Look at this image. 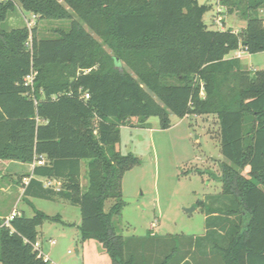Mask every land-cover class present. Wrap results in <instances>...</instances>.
<instances>
[{"label":"trees","instance_id":"16d2710c","mask_svg":"<svg viewBox=\"0 0 264 264\" xmlns=\"http://www.w3.org/2000/svg\"><path fill=\"white\" fill-rule=\"evenodd\" d=\"M222 5L239 7L245 30L210 28L211 6L197 0H0V164L43 157L22 183L25 200L78 206L82 241H98L112 264H264V70L227 58L264 52V0ZM18 10L70 28L50 38L6 29ZM171 114L217 117L222 192L201 203L202 236L124 237L122 183L140 161L117 150L121 127L156 117L168 129ZM34 213L0 221L1 264H47L38 228L62 220Z\"/></svg>","mask_w":264,"mask_h":264},{"label":"rangeland","instance_id":"374dc122","mask_svg":"<svg viewBox=\"0 0 264 264\" xmlns=\"http://www.w3.org/2000/svg\"><path fill=\"white\" fill-rule=\"evenodd\" d=\"M197 1L211 6L204 16L210 28L231 29L238 33L246 29L247 23L241 18L239 7L235 6L234 13H230L222 0ZM259 14L264 18V9ZM4 26L8 30L37 28L39 38L57 37L61 30L70 28L67 21H38L37 16L22 10L14 13ZM234 56L236 52L228 57ZM245 68L264 70V53L255 54L246 61ZM170 118L171 127L164 130L156 117L149 120L151 127H142L134 120L121 127L117 150L123 156L134 155L140 161L125 173L122 183L125 205L122 215L115 218V225L124 237L146 236L149 231L161 236H202L206 228L201 203H207L210 196L222 192L219 178L222 174L220 162L224 157L217 117L189 115L180 119L171 114ZM4 167L0 164V213L4 214L0 221L4 222L5 214L9 215L13 209L29 218L35 215L36 209L50 217L59 216L62 222L45 221L38 228V243L49 253L53 264H112L98 241H82V213L78 206L44 199L31 200L32 205L29 204L18 184L21 179L10 175V169L6 171ZM82 175V189L86 191L89 181L85 165ZM113 203L112 199L106 202V212ZM52 241L55 245L50 244Z\"/></svg>","mask_w":264,"mask_h":264},{"label":"crops","instance_id":"0c3cea01","mask_svg":"<svg viewBox=\"0 0 264 264\" xmlns=\"http://www.w3.org/2000/svg\"><path fill=\"white\" fill-rule=\"evenodd\" d=\"M235 32L238 33L237 31H235ZM257 54H260V53H257ZM228 56H227V58L228 59H231V57H228ZM253 56L254 55H250L247 52H245L244 50L240 49V50H237L236 51V56H234L232 58H236V57L240 58V60H242V63L244 65V67H245V62L248 61V60H250V58L252 59ZM255 70H253V71H255ZM33 168H34L33 165L24 164V163H20V162L10 163L8 165H5V167H4V169L6 171H9V169H10V172H11L10 175H14V177H19L21 179V182L18 183V184L21 187V193L22 194H23L22 183H25V184L28 183L29 179L27 178V175H29V174L32 173ZM22 179H24L23 182H22ZM47 184H49V183H47ZM56 186H58V184H56ZM1 190H3V189H1ZM14 210L15 209L11 210L10 213H9V215L8 214L7 215L5 214L4 220L6 218H8ZM3 215H4L3 213H0V216H3ZM41 250H42V248H41ZM43 254H45V255L47 254L46 256L49 255V253H46L44 250H43Z\"/></svg>","mask_w":264,"mask_h":264},{"label":"built area","instance_id":"2783aa9c","mask_svg":"<svg viewBox=\"0 0 264 264\" xmlns=\"http://www.w3.org/2000/svg\"><path fill=\"white\" fill-rule=\"evenodd\" d=\"M224 30V29H223ZM32 77H28L27 79H26V83L27 84H29V85H31V83H32ZM85 99H89V95H85ZM40 159H39V161H37V162H35V164L33 165V167H35V165L36 164H38V165H43L44 163H45V159L43 158V157H39ZM51 183H49L48 185H50ZM19 216V214H17V212L14 210L12 213H11V215L8 217V218H6L5 219V221H4V224L3 225H5V226H10V223L13 221V220H15L17 217ZM50 244L51 245H55V242L54 241H52V242H50ZM34 249L37 251H39L40 252V254L43 256V258H44V262L45 263H47V264H53V262H51V260L48 258V256H46L45 254H43V250H41V246H40V244L37 242V244L34 246Z\"/></svg>","mask_w":264,"mask_h":264},{"label":"water","instance_id":"95a60500","mask_svg":"<svg viewBox=\"0 0 264 264\" xmlns=\"http://www.w3.org/2000/svg\"><path fill=\"white\" fill-rule=\"evenodd\" d=\"M242 46H245V43H242ZM186 210H187V212H191L192 211V210H189V209H186Z\"/></svg>","mask_w":264,"mask_h":264}]
</instances>
